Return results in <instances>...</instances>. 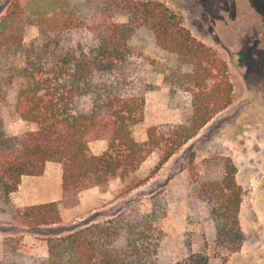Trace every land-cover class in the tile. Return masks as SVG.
<instances>
[{"label": "trees", "instance_id": "1", "mask_svg": "<svg viewBox=\"0 0 264 264\" xmlns=\"http://www.w3.org/2000/svg\"><path fill=\"white\" fill-rule=\"evenodd\" d=\"M49 8L25 12L19 3L0 23V217L23 228L60 226V204L22 211L11 195L22 177H40L48 163L62 167L64 195L92 187L106 192L109 183H123L135 175L156 150L160 161L152 179L217 115L234 102V85L226 60L199 41L182 15L158 0H57ZM49 5V4H48ZM125 19L122 21L121 19ZM39 37L24 44L26 27ZM147 28L159 48L177 57L192 88L193 105L187 124L151 129L139 143L134 127L143 119L149 81L146 62L132 47L136 33ZM25 125L14 134L9 121ZM107 143L94 155L90 145ZM195 161L194 155L190 163ZM230 158L221 159L220 177L196 182L194 216L201 221L204 206L212 234L203 249L173 264H226L244 243L239 216L242 188ZM159 194L151 196L149 214L120 213L90 222L67 235L47 239L48 256L31 264H157L162 234L156 221L165 217ZM160 200V199H159ZM22 236L4 241V260L16 264L23 257ZM14 259V260H13ZM20 264V263H18Z\"/></svg>", "mask_w": 264, "mask_h": 264}, {"label": "rangeland", "instance_id": "2", "mask_svg": "<svg viewBox=\"0 0 264 264\" xmlns=\"http://www.w3.org/2000/svg\"><path fill=\"white\" fill-rule=\"evenodd\" d=\"M57 0H0V23L8 9L19 3L25 12L37 7L49 8ZM183 16L185 26L193 36L213 48L230 68L234 85V102L217 115L198 135L185 145L146 185L125 194L128 186L147 179L160 161V151H154L138 172L126 183L112 180L106 192L92 187L77 194L64 195L60 203L62 224L55 228H31L14 224L0 217V263L4 260V241L22 236L23 257L16 264H31L32 258L48 256L47 239L67 235L90 222L106 221L120 213L149 214L150 198L159 194L158 202L165 207L166 215L155 223L162 234L157 264H173L193 252L203 249V239L212 234V226L204 206L203 215L196 220L193 204L196 200V182L220 177L221 159L230 158L237 168V183L242 188L239 216L244 234L241 250L231 254L226 264H264V68L248 78L234 54L237 38L234 34L242 17L251 12L254 0H158ZM49 4V5H48ZM241 7L238 9L237 7ZM240 10V11H239ZM125 21V19H121ZM254 21H256L254 19ZM39 37L36 27H26L24 44L29 45ZM132 47L146 62L149 81L156 90L146 94L143 119L133 129L137 142L146 143L151 129H164L187 124L192 115L193 94L185 72L178 68L177 57L159 48L154 34L140 29L132 40ZM259 73V74H258ZM10 131L18 134L25 125L17 118L9 121ZM107 143L92 144V153L101 155ZM194 155L195 161L190 163ZM58 173V164H52ZM100 191V193H99ZM160 199V200H159ZM16 208V207H15ZM26 210L27 208H16ZM30 261V262H29ZM211 264H221L212 259Z\"/></svg>", "mask_w": 264, "mask_h": 264}, {"label": "flooded vegetation", "instance_id": "3", "mask_svg": "<svg viewBox=\"0 0 264 264\" xmlns=\"http://www.w3.org/2000/svg\"><path fill=\"white\" fill-rule=\"evenodd\" d=\"M254 1V6H248L251 12L242 11V14H255L256 17L249 15L250 19L245 16L239 19L240 23L236 22V25L240 24L238 31L234 33L237 44L233 47L238 49L234 54L238 65L245 69L244 78L261 73L264 68V0Z\"/></svg>", "mask_w": 264, "mask_h": 264}, {"label": "crops", "instance_id": "4", "mask_svg": "<svg viewBox=\"0 0 264 264\" xmlns=\"http://www.w3.org/2000/svg\"><path fill=\"white\" fill-rule=\"evenodd\" d=\"M92 151V144L90 145ZM54 163H48L44 173L40 177H22L18 190L11 195L12 205L16 208H30L44 204H60L64 198L62 190V167L58 164V173L55 175L52 170ZM102 192V191H101ZM100 193V191H99ZM104 193V192H102ZM40 227V228H55ZM28 229V228H24Z\"/></svg>", "mask_w": 264, "mask_h": 264}]
</instances>
